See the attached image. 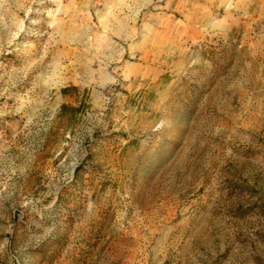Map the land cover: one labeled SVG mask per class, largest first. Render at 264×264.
<instances>
[{
	"label": "rangeland",
	"instance_id": "1",
	"mask_svg": "<svg viewBox=\"0 0 264 264\" xmlns=\"http://www.w3.org/2000/svg\"><path fill=\"white\" fill-rule=\"evenodd\" d=\"M0 264H264V0H0Z\"/></svg>",
	"mask_w": 264,
	"mask_h": 264
},
{
	"label": "trees",
	"instance_id": "2",
	"mask_svg": "<svg viewBox=\"0 0 264 264\" xmlns=\"http://www.w3.org/2000/svg\"><path fill=\"white\" fill-rule=\"evenodd\" d=\"M70 90H75V89H64L61 91V93H62V95L66 96ZM77 111H78L77 108H72V107H68L65 105H63L61 108L62 114H65L66 112H74L75 113Z\"/></svg>",
	"mask_w": 264,
	"mask_h": 264
}]
</instances>
